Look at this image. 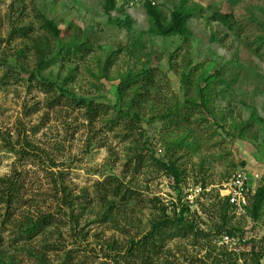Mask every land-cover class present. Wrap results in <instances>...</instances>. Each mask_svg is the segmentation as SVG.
<instances>
[{
    "label": "rangeland",
    "instance_id": "374dc122",
    "mask_svg": "<svg viewBox=\"0 0 264 264\" xmlns=\"http://www.w3.org/2000/svg\"><path fill=\"white\" fill-rule=\"evenodd\" d=\"M146 1L167 15L180 2L116 0L109 20L103 0H0V177L11 176L19 185L18 203L9 208L0 203V247L21 264H37L23 245L43 249L50 264H59L66 253L71 264H133L119 259L118 251L124 253L131 238L149 230L162 205L169 214L174 205L188 206L187 219L210 236L169 231L151 264H205L221 251L249 253L251 244L264 249V202L256 219L228 210L229 226L238 229L237 244H221L215 231L221 193L233 172L248 176V207L264 184V43L256 42L264 0H185L195 11L188 20L191 35L184 40L146 34ZM214 10L231 14L234 24L211 19ZM41 13L55 20L59 39L43 28ZM125 16L128 31L114 23ZM45 38L50 55L37 71L35 41ZM71 39L91 46L69 52L63 45ZM146 68L154 81L140 105L145 131L140 138L138 130L128 133L123 123L111 126L107 119L122 104L121 76ZM200 72L204 78L218 73L204 89L205 108L200 107L205 85L197 80ZM44 79L68 93L47 90ZM73 96L103 108L89 120ZM167 113L172 116L163 118ZM151 153L173 161L180 180L160 171ZM52 175L63 178L73 197V229L67 214L57 210ZM110 175L132 195L108 197L115 203L104 217L96 183ZM46 213L54 217L45 232L18 237L24 216ZM243 233L251 244H238Z\"/></svg>",
    "mask_w": 264,
    "mask_h": 264
},
{
    "label": "trees",
    "instance_id": "16d2710c",
    "mask_svg": "<svg viewBox=\"0 0 264 264\" xmlns=\"http://www.w3.org/2000/svg\"><path fill=\"white\" fill-rule=\"evenodd\" d=\"M144 7L148 23V28L145 31L146 34L160 37L178 36L183 40L191 35V30L188 27V20L192 17V12L195 11V8L186 6L185 0H180L177 5H174L168 15L151 1H146L144 3ZM103 8L105 13L108 15V19L111 20L110 13L117 9L116 0H103ZM210 18L224 24H228L229 26L234 24L231 14L221 13L219 10H214ZM41 19L43 28L49 30L50 34L55 37V39H59L60 28L55 20L47 17L43 13H41ZM114 23L116 24V27L125 28L127 31L130 28V19L127 16H125L122 20H115ZM261 30L262 32L256 36L258 46H261L264 43V22L261 23ZM35 42L34 48L37 53V71H39V69L44 68L46 65L50 55V47L48 45L47 38L43 40L36 39ZM63 46H65L67 48L66 50L69 52L73 48L76 52H79L87 50L91 45L88 44L86 40L79 43L77 40L71 39L70 42L64 44ZM216 75H218L217 72L209 74L206 78H204L200 72L197 76L198 81L202 80L205 82L203 89L200 90V98L202 97L200 107H206V99L203 98V93L205 92L204 89H206L207 85L211 82L210 79L214 80ZM153 81L154 77L149 68L137 71H128L121 76L118 83V91L122 99V104L116 113L111 118L107 119V121L111 123V126L123 123L122 129L126 132L131 133L138 130L140 138L143 137L145 131L141 125L142 107L140 105H142V97L148 90H150L149 88L153 85ZM41 84L49 91L58 89L61 95L67 91V89H62L61 86L57 85L56 82L51 81L50 79H44ZM69 98L74 100L77 104L84 106L85 113L89 120L100 113L103 108V106L100 105L101 109H99V106L95 105L92 101L77 99L74 96ZM186 102H189L191 105L196 104L190 99L186 100ZM171 116V113H167L163 118H170ZM138 153L139 152H136L135 154L136 158H141L142 155H137ZM151 160L154 165L167 176L172 177L176 182L180 180L182 173L173 161L168 160L164 162L162 159L155 157L152 153ZM17 180L18 179H13L11 176L0 177V203L5 204L8 208L18 203L19 200V185ZM51 181L53 182L54 191L56 194H59L56 196L58 201L57 210L67 214L69 222H72L71 225L73 229L76 224V216L73 214V197L70 195L67 186L63 182V178H56L55 175H52ZM96 184V193L99 196L98 198L101 200L102 205L106 207L104 217H106L107 213L111 210L115 203L114 199L109 200L108 197L118 198L120 200H128L131 198V189L124 187L122 182L116 176L110 175L105 177L102 181H98ZM221 199L222 200L218 208L220 223L215 226V231L219 235L226 233L230 236H235L238 229L229 226L228 222V210H231V207L225 198L221 197ZM263 202L264 184L252 195L251 204L247 207V215L256 219L260 214ZM188 212V206L185 205L177 209L174 205L171 209V214H169L168 207L162 205L158 216L152 221L149 230L143 234L140 239L131 238L124 253H121L123 249L119 250L117 257H119V259L123 258L127 262H132L133 264H151L153 254L158 252L160 242L166 238L169 231L177 232L178 234H193L194 236H200L201 238L207 240L210 233L199 229L192 221H189L186 217ZM53 217L54 215L51 213L41 214V216L37 217L29 215L24 216L23 221H21V223H19L16 227V231L19 233L18 237L20 239H29L45 232V230L50 227ZM4 222L6 221L4 220ZM244 236V233L240 235V239L237 241L238 244H251L252 240L247 242L243 241ZM109 247L110 249L116 248L113 245H109ZM22 248L36 261L37 264H50L45 258L46 252L43 249L32 250L25 247V245H23ZM248 252L249 253H245L244 251L239 253L235 251H221L218 254H215L212 258L208 257L210 261L205 264H239V260L241 259H244L242 264H245L247 259L246 254L249 255L250 264H261L260 259L264 256V249H257L254 244H251ZM69 258L70 256L66 253L60 260L59 264H71ZM114 260L120 263V261H117L118 259L115 258ZM0 264H21V262H19L17 257H14V255L12 256V254L8 255L5 253L4 248L0 247Z\"/></svg>",
    "mask_w": 264,
    "mask_h": 264
},
{
    "label": "built area",
    "instance_id": "2783aa9c",
    "mask_svg": "<svg viewBox=\"0 0 264 264\" xmlns=\"http://www.w3.org/2000/svg\"><path fill=\"white\" fill-rule=\"evenodd\" d=\"M196 190V192H200L201 187H198ZM251 194L252 190L249 186L248 176L245 171L239 170L233 172L227 179L221 197L227 200L234 212H237L239 215H246ZM186 198L189 201L193 200L192 195H188ZM220 243L231 245L235 243V239L228 234H222L220 235Z\"/></svg>",
    "mask_w": 264,
    "mask_h": 264
}]
</instances>
